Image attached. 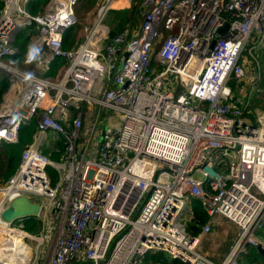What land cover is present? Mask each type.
I'll return each mask as SVG.
<instances>
[{"label": "built area", "instance_id": "obj_1", "mask_svg": "<svg viewBox=\"0 0 264 264\" xmlns=\"http://www.w3.org/2000/svg\"><path fill=\"white\" fill-rule=\"evenodd\" d=\"M29 1L0 6L8 81L0 147L36 117L18 167L0 182V214L19 196L41 210L0 217V264H145L149 251L184 264H240L244 248H264V109L248 104L261 73L252 52L264 42V0H138V30L114 38L103 22L118 0H101L71 49L63 38L77 23V0H48L35 15ZM31 26L27 46L43 55L27 69L13 60L14 42ZM57 59L65 63L46 75ZM23 72L36 80L26 83ZM58 139L64 151L54 162L41 149ZM193 198L209 218L197 235L186 229ZM29 218L40 221L38 234L24 229ZM218 220L239 236L214 263L195 250Z\"/></svg>", "mask_w": 264, "mask_h": 264}, {"label": "trees", "instance_id": "obj_2", "mask_svg": "<svg viewBox=\"0 0 264 264\" xmlns=\"http://www.w3.org/2000/svg\"><path fill=\"white\" fill-rule=\"evenodd\" d=\"M48 0H30L26 5V9L30 14L35 15L42 12L43 7ZM1 6V0H0ZM143 18V14L138 12L136 3L134 2L129 8L124 9H111L103 24L109 30V37L114 38L121 33L125 28L130 27L134 29V26L138 25ZM138 30V28H136ZM35 32V27L31 26L23 29L15 39V45L20 50V55L14 57L17 62L24 63L26 54V46L30 40L31 35ZM77 39L74 37L73 32L68 31L63 38V48L71 49L74 43L77 46ZM73 45V46H74ZM65 63L62 59L55 60L50 69L46 72V75L53 76L56 70ZM31 65V64H30ZM8 85L7 78L4 73H0V99L5 92ZM36 131V117H33L27 124H24L18 134L16 143H3L0 147V182H5L16 170L21 160V153L23 149L32 141ZM43 154L49 156L54 162H59L62 159L64 144L62 140L52 141L49 146L41 149ZM47 174L50 183L54 185L58 180V174L53 167H47ZM189 206L191 208V218L187 222L186 229L191 235H197L201 227L208 221V216L202 209L200 201L196 199L189 200ZM41 223L39 220L29 218L24 221V229L31 234H38ZM261 240L264 241V230L258 233ZM255 247L249 246L247 254L244 255V261L241 260L240 264H259L258 259L255 257ZM257 256V254H256ZM243 261V262H242ZM145 264H184L179 259H169L162 252L149 251L144 257Z\"/></svg>", "mask_w": 264, "mask_h": 264}, {"label": "rangeland", "instance_id": "obj_3", "mask_svg": "<svg viewBox=\"0 0 264 264\" xmlns=\"http://www.w3.org/2000/svg\"><path fill=\"white\" fill-rule=\"evenodd\" d=\"M94 2L95 0H77L74 6L77 23L75 27L71 29V32H73L74 37L77 39L76 43L78 44L82 41L84 37L83 29L92 24L93 13L91 9H92V4ZM134 2L136 3L138 12L142 13L141 9L138 8V0H130L128 8L131 5H133ZM136 28H138V25L134 26L135 31L137 30ZM255 40H257L256 36H252L251 41L253 42ZM73 45L74 43L72 44L71 48L76 47L75 45L74 46ZM19 55L20 54H18L17 56ZM252 56L254 57V59H256L257 66L261 71L258 78L256 93L253 95L252 99L248 101V104L250 105L251 109L255 110L256 113L257 111L264 109V42L261 44V46L256 47L253 50ZM13 60L16 61V59ZM17 63L20 67L27 69L34 67L33 63L31 65L25 64L23 62L22 64L21 62H17ZM253 64L254 61H252V64L250 66H253ZM256 77L257 76H255L254 79H256ZM243 102H246V98L243 99ZM89 118H90V111L87 113V115H85L82 118L84 129L88 128ZM238 236H239L238 228L235 225L229 223L226 220H218L216 224L210 227L209 233L203 236V238L200 240V243L196 248L195 252L199 254L201 257L208 259L214 263H220L228 253L229 248L233 246L234 241L237 239ZM41 248L44 251L45 246L43 245ZM163 254L167 256L168 260L173 259L168 254L166 253ZM43 255L44 252L42 253V256ZM256 258L259 260L261 264H264L263 260L260 257H258V255L256 256ZM240 260H242V258Z\"/></svg>", "mask_w": 264, "mask_h": 264}, {"label": "water", "instance_id": "obj_4", "mask_svg": "<svg viewBox=\"0 0 264 264\" xmlns=\"http://www.w3.org/2000/svg\"><path fill=\"white\" fill-rule=\"evenodd\" d=\"M227 27L228 25H225L219 29V33L225 31ZM192 178L195 180L203 179L202 175L199 173H193ZM40 210L41 207L38 202L30 200L26 196H19L9 202V204L1 212L0 217L3 221L12 222L21 218L38 216L40 214ZM255 249L264 262V248L256 246Z\"/></svg>", "mask_w": 264, "mask_h": 264}, {"label": "clouds", "instance_id": "obj_5", "mask_svg": "<svg viewBox=\"0 0 264 264\" xmlns=\"http://www.w3.org/2000/svg\"><path fill=\"white\" fill-rule=\"evenodd\" d=\"M42 55H43L42 49L37 44L30 43L27 46L24 63L32 64L35 62H39L40 59L42 58ZM20 75L22 76L23 80L26 83L36 80V74L34 72H23V73H20Z\"/></svg>", "mask_w": 264, "mask_h": 264}, {"label": "crops", "instance_id": "obj_6", "mask_svg": "<svg viewBox=\"0 0 264 264\" xmlns=\"http://www.w3.org/2000/svg\"><path fill=\"white\" fill-rule=\"evenodd\" d=\"M100 2H101V0H95V2L92 4V13H93V18H92V22H93V20H94V18H95V11H96V8H97V6H98V4H100ZM130 3V2H129ZM129 3L126 1V0H118V2H116V3H113L112 4V9H117V10H120V9H124V8H128V6H129ZM94 6V7H93ZM82 16V15H81ZM90 24V23H89ZM248 250H249V247H247V249H246V251L242 254V256H241V258H242V260L244 261V255L245 254H247V252H248ZM256 254L258 255V257H260L261 258V256L257 253V251H255L254 252V255H255V257H256ZM242 261V262H243ZM258 263L259 264H261L260 262H259V260H258Z\"/></svg>", "mask_w": 264, "mask_h": 264}, {"label": "bare ground", "instance_id": "obj_7", "mask_svg": "<svg viewBox=\"0 0 264 264\" xmlns=\"http://www.w3.org/2000/svg\"><path fill=\"white\" fill-rule=\"evenodd\" d=\"M97 32H100L99 30ZM247 247L243 249V251H241V253L243 254L246 251Z\"/></svg>", "mask_w": 264, "mask_h": 264}]
</instances>
